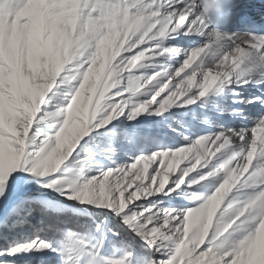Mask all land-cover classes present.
Segmentation results:
<instances>
[{
    "label": "snow or ice",
    "instance_id": "6c2138e0",
    "mask_svg": "<svg viewBox=\"0 0 264 264\" xmlns=\"http://www.w3.org/2000/svg\"><path fill=\"white\" fill-rule=\"evenodd\" d=\"M253 7L245 0H0V231L35 229L25 242L0 244V264L19 252L41 254L34 257L40 264H264L257 239L264 223V6ZM150 56L158 58L153 71L134 75ZM124 79L127 88L117 87ZM69 80L78 83L76 100L49 113L61 118L59 136L45 133L28 152L45 94ZM173 105L218 130L169 124L186 146L141 150L120 162L114 157L123 137L95 148L86 140L77 150L94 128L121 115L134 120ZM209 109L241 123H218L201 111ZM25 162V171L46 177L37 183L93 206L83 210L90 221L37 216L45 209L21 196L36 179L17 171ZM91 163L100 166L81 171ZM174 192L198 206L166 207L156 195ZM137 238L146 251L133 247ZM113 244L119 256L106 254Z\"/></svg>",
    "mask_w": 264,
    "mask_h": 264
},
{
    "label": "rangeland",
    "instance_id": "374dc122",
    "mask_svg": "<svg viewBox=\"0 0 264 264\" xmlns=\"http://www.w3.org/2000/svg\"><path fill=\"white\" fill-rule=\"evenodd\" d=\"M255 2L253 4L252 2H250L249 4H252L256 7ZM156 59L158 58L155 56H151L148 58L146 57L145 61L140 62L144 64V67H137L136 69H133V74L136 76H140V78L143 79L144 74L151 73L156 67L155 64L151 63V61H154ZM97 67H99V65ZM103 78L104 72L101 73V79ZM57 80L59 81V77L57 78ZM74 86L78 87V83L72 80H69L67 83H64L62 81L58 83L54 82L52 88L49 89V91L45 94V98L41 103V111L43 112V115H40V113H38V118H34L32 125V134L36 136L37 141L35 143H30L27 146L26 150L28 152H32L33 149L38 148L39 141L43 139L45 133L53 134L54 131L59 130L58 122L62 124L61 118L56 115H50L49 113H55L58 112L60 108H66V104L70 103V97ZM117 87L127 88V80H122L121 85H117ZM147 87L148 86L145 85V87L141 89L143 96L150 95V92L147 90ZM126 94L127 93H125V95ZM143 96L141 98H143ZM190 107L196 108L194 105ZM202 111H207V114L211 118H213L214 120L219 119L217 120V122L220 121V123L222 124L225 123V126L226 124L229 125L231 121L229 119H225L224 116L222 118L214 116L212 110L210 109ZM208 111L211 112L208 113ZM254 114L255 112H253V115ZM232 122H236V119H233ZM169 124H171L173 128H177L178 131L180 126L183 125L185 132H187L189 128H193V130L197 131L198 133L202 129L205 130L207 129V127H211L206 124H204L205 126H203V128L201 126L199 127L198 120L193 117V115L189 111V108H182L175 105L166 109L165 112L162 114L157 115L145 112L134 120H128L124 115H121L120 117L115 118L114 121L110 122V124L107 126L102 125L99 128H94L88 136L82 138L80 144H78L77 146V150L86 140L89 141V144L93 148H95V145L97 143H107L115 140L118 137H123L118 141L120 145V150L117 152L116 157H114L118 160V162H120L128 160L130 156L137 154V152L141 150H146L147 153H150L154 148L168 147L174 150L176 147L186 146V141H184L178 135V131L173 132L172 128L169 127ZM113 125H115V127H113ZM210 129H214V127H211ZM92 137H95L94 141L91 139ZM77 150H74V152ZM72 159L73 158L70 157L69 160L65 161L57 170V174L60 173L61 170L65 167L71 166ZM178 159H180V163L183 164L185 159L184 154H179ZM142 163L143 161H141V165H138V167L142 166ZM26 165L27 162H25L24 165L18 168L17 171L21 172V174L25 176L36 177V173L25 171ZM99 166L100 165L96 163L85 164V167L81 171L86 172L90 175L92 173L88 172V169L98 168ZM104 166L105 168L108 166L107 161L104 162ZM179 166L180 165H177L173 169V173L179 170ZM149 170H151V167L149 168ZM57 174L48 173L46 175L55 176ZM68 175L72 176V173H69ZM37 179L43 181L46 179V177H36V179H31L24 183L21 196L33 197L34 200L38 201L41 207H43L44 209L50 208L55 211H68L72 214H76L78 218L84 216L85 213L83 209H80L81 207L76 208L73 205H70L68 202H53L51 199H48L49 197H45L49 196L50 194H54L55 196H57V198L77 202L75 200L67 198L65 195H62L59 191L54 188H48L45 187L43 183H37ZM199 191L201 192V194H203L206 189H199ZM156 195L159 198L163 199V202L166 207L187 210L188 208L198 206L193 200L187 198L184 195L177 194L176 192L172 193L170 196H166L163 193H159ZM147 199L151 200L153 199V197H148ZM77 203H79L80 206H89L87 202ZM222 206L223 202H221V207ZM96 208L101 209L99 207ZM68 209H71L72 211ZM33 223H35V221H33ZM27 227L28 228L26 229L24 225L19 229L11 232L10 234H4L2 231H0V244L11 246L13 243H22L27 241L31 238L33 232L35 231L33 227H29L28 225ZM139 242L141 244H144L142 240H139ZM40 255L41 254L39 253L33 252H19L14 256L9 257V259L12 261V264H40V261L34 258L39 257ZM109 256H114V254H109Z\"/></svg>",
    "mask_w": 264,
    "mask_h": 264
},
{
    "label": "trees",
    "instance_id": "16d2710c",
    "mask_svg": "<svg viewBox=\"0 0 264 264\" xmlns=\"http://www.w3.org/2000/svg\"><path fill=\"white\" fill-rule=\"evenodd\" d=\"M45 197H49L48 199H51L53 202H68L70 205H73L74 207H78L80 209H85L87 207H91V206H83L77 202H73V201H68V200H63L61 198H57V196H55L54 194H50L49 196H45ZM69 205V206H70ZM68 206V205H67ZM70 211H72L71 209H68ZM96 211H102L101 209H97L95 208ZM38 216H44V215H48L50 217H55V216H61V217H64V218H71L81 224H84V223H87L90 221V217L86 214H84V216L82 217H77L76 214H72L68 211H55V210H52L50 208H46L44 212H39L37 213ZM115 222V221H113ZM25 228L27 229V225H25ZM133 247L138 251V252H142V251H146L147 250V247L144 245V244H141L139 242V240L137 239L134 243H133ZM121 247L119 245H116V244H113L112 246H110L107 250V255L109 254H114V256H119L121 254Z\"/></svg>",
    "mask_w": 264,
    "mask_h": 264
},
{
    "label": "bare ground",
    "instance_id": "6f19581e",
    "mask_svg": "<svg viewBox=\"0 0 264 264\" xmlns=\"http://www.w3.org/2000/svg\"><path fill=\"white\" fill-rule=\"evenodd\" d=\"M256 1V2H255ZM250 2H252V4L255 2L256 3V7H253L251 10L252 11H257L261 6H263V4H264V0H250ZM252 4H250V5H252ZM258 4H260L261 6H258ZM178 39H180V38H178ZM151 57V56H150ZM148 58V57H147ZM177 59H183V57L181 56V57H178ZM169 63H172V61H169ZM244 88H246V89H249V92L250 91H254V88H252L250 85H244L243 86ZM249 92H242V94L243 95H249ZM173 106H175V105H173ZM195 107H197V105H194ZM172 107V106H171ZM183 108V107H182ZM254 110V111H253ZM202 111V110H201ZM246 111L250 114V115H253V112H255L256 111V108L253 106V105H248V106H246ZM211 111H208V113H210ZM213 112V115L214 116H218V117H221V116H219V114L218 113H216V112H214V111H212ZM223 117V116H222ZM221 117V118H222ZM224 117H225V119H229V120H231L230 121V123H229V125H227L226 124V126H232V127H237V126H239L240 125V123H241V121H240V119L239 118H237V117H232V116H229V115H227V114H225L224 115ZM220 118V119H221ZM233 119H236V122H232V120ZM217 120H219V119H216V121ZM235 121V120H234ZM218 123H220V121H218ZM249 123V125L252 123L251 121H249L248 122ZM222 124V123H221ZM225 124V123H224ZM198 126L200 127H202L203 128V126H205L204 124H202V123H200L199 121H198ZM197 126V127H198ZM197 127H196V130H197ZM211 127H207V129H205V130H201L199 133H202V132H207V131H217L218 129H216V128H214V129H210ZM259 135H264V133H259L258 134V136Z\"/></svg>",
    "mask_w": 264,
    "mask_h": 264
},
{
    "label": "clouds",
    "instance_id": "9594fccd",
    "mask_svg": "<svg viewBox=\"0 0 264 264\" xmlns=\"http://www.w3.org/2000/svg\"><path fill=\"white\" fill-rule=\"evenodd\" d=\"M76 100V97H73V101H70V106L72 105V103ZM57 136H59V130L57 132ZM257 239L261 244H264V223H261V225L258 228L257 231Z\"/></svg>",
    "mask_w": 264,
    "mask_h": 264
}]
</instances>
